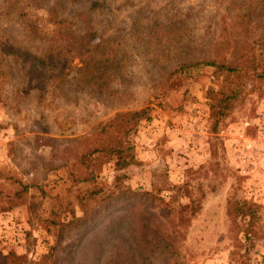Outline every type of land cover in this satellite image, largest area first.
<instances>
[{
    "label": "rangeland",
    "instance_id": "1",
    "mask_svg": "<svg viewBox=\"0 0 264 264\" xmlns=\"http://www.w3.org/2000/svg\"><path fill=\"white\" fill-rule=\"evenodd\" d=\"M242 3L0 0V176L26 186L14 208L0 200V218L10 214L24 238L7 262L0 249V264H264V210L248 240L247 220L228 208L264 207V80L246 83L226 116L209 110L223 79L209 62L221 50L244 54L246 30L260 50L264 8L252 17ZM53 17L72 21L82 48L81 61L63 56L69 82L38 76L27 60L48 54ZM80 69L106 82L79 83ZM141 109L132 163L116 170L114 156L93 155L92 180L73 183L65 164L77 144Z\"/></svg>",
    "mask_w": 264,
    "mask_h": 264
},
{
    "label": "trees",
    "instance_id": "2",
    "mask_svg": "<svg viewBox=\"0 0 264 264\" xmlns=\"http://www.w3.org/2000/svg\"><path fill=\"white\" fill-rule=\"evenodd\" d=\"M233 8H235V6ZM241 8H243V10L249 9L252 17L255 16V14L260 15L264 8V0H244ZM50 21L54 28L49 37L50 47L48 49V54H46L44 58L27 56V60L30 61V67L36 69V74H38V76L46 74V76H48L47 78L45 77L46 79L55 80L62 78L61 81L69 82L68 80L66 81V77L64 76L66 64L63 63V56L67 57L68 53H73L74 56L69 60V63L76 58L81 61L83 57L82 48H77L78 45L72 43L73 33L70 32L72 26L71 20L53 17ZM262 29L258 39H254L255 43L259 44L260 50L258 53L252 51L251 46H247L251 31L246 30L244 35V54L229 51L223 52L221 50L220 54H216V59L214 58L209 62V65L215 69L218 76L220 75L223 77L220 91L216 92V95L214 94L215 96L210 97H213L209 105L210 115L212 117L219 119L226 116L234 107L235 102L241 100V91L243 87L245 88L246 83L251 82L253 90L257 87V83L264 80V28ZM219 38L223 39L221 36L216 38L213 48L214 55L216 46L222 47L225 42ZM227 47H229V45H227ZM117 49V47L113 46L112 50H109L113 58L117 55ZM88 57L93 60L91 64L96 66L94 70L98 71L97 67L99 63L93 58V54H90ZM85 65H87V63L84 62V66ZM83 72H85L84 69H80L78 72V76L80 75L78 78L79 83L83 79L85 80L84 83L88 82V85L92 84L100 88L102 84L106 82L98 76H91L89 79L81 78L83 77L81 76ZM87 72L91 73L92 70H87ZM146 117H148V109L117 114L114 118L102 125L98 132L83 138V140L77 144L74 160L66 162L65 164V167H70L68 177L72 179L73 183L77 184L92 180L94 174L93 172H89L88 162L93 155L108 154L114 156L116 159L114 165L116 170L124 168L126 165L132 163V146L129 137L137 130L140 122L139 120ZM25 187V184L13 175H8L7 177L0 176V200L12 201L11 208H14L17 203L16 200L22 196ZM97 193V191L93 190L79 193L80 203L83 205L84 201H91ZM228 208L229 213L234 217H241L245 222L247 220L245 234L248 240L251 239V227L260 220V212L264 210V207L254 202L243 200L230 202V207ZM70 211L74 213L73 210ZM91 212V208L86 207L84 215L87 216ZM11 253L10 251L8 255H2L1 261L7 262L13 255Z\"/></svg>",
    "mask_w": 264,
    "mask_h": 264
},
{
    "label": "built area",
    "instance_id": "3",
    "mask_svg": "<svg viewBox=\"0 0 264 264\" xmlns=\"http://www.w3.org/2000/svg\"><path fill=\"white\" fill-rule=\"evenodd\" d=\"M21 228L10 214L0 218V249L4 254L24 242Z\"/></svg>",
    "mask_w": 264,
    "mask_h": 264
}]
</instances>
